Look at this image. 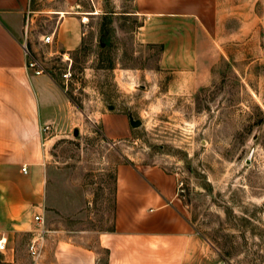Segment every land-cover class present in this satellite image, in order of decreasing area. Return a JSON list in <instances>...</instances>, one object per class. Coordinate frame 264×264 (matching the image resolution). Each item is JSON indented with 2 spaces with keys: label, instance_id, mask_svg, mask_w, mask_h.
I'll list each match as a JSON object with an SVG mask.
<instances>
[{
  "label": "rangeland",
  "instance_id": "374dc122",
  "mask_svg": "<svg viewBox=\"0 0 264 264\" xmlns=\"http://www.w3.org/2000/svg\"><path fill=\"white\" fill-rule=\"evenodd\" d=\"M221 4L196 66L173 70L143 42L133 0H25L23 41L73 105V127L43 138L65 228L111 230L117 164L155 165L217 264H264V0ZM81 17L75 49L42 43Z\"/></svg>",
  "mask_w": 264,
  "mask_h": 264
},
{
  "label": "crops",
  "instance_id": "0c3cea01",
  "mask_svg": "<svg viewBox=\"0 0 264 264\" xmlns=\"http://www.w3.org/2000/svg\"><path fill=\"white\" fill-rule=\"evenodd\" d=\"M221 1L133 0L143 42L163 46V69L196 66L200 34L219 31ZM25 8V0H0V239L6 241L0 264H217L214 250L180 210L176 176L155 165L117 164L111 230L63 226L43 138L73 127V105L52 76L24 69ZM73 19L77 27L63 18L53 34L66 52L79 45L85 23ZM107 121L104 129L113 134ZM40 227L45 233L34 259L28 247Z\"/></svg>",
  "mask_w": 264,
  "mask_h": 264
},
{
  "label": "built area",
  "instance_id": "2783aa9c",
  "mask_svg": "<svg viewBox=\"0 0 264 264\" xmlns=\"http://www.w3.org/2000/svg\"><path fill=\"white\" fill-rule=\"evenodd\" d=\"M25 37H26V31H25ZM52 42H53V35L52 34H48V35H45L42 37V43L43 44L50 45V44H52ZM22 50H23V54H24L25 60H26L25 64H24V69L26 72L31 73L34 76H39V75H43V74L48 75V73L44 70V68L41 66V64L38 62V60L35 59L31 55V52L29 51L27 44H26V39L22 43ZM69 75H70L69 73H65L63 75V78L66 79ZM43 131L47 132L48 128L44 127ZM21 170L23 173H26V167L25 166L22 167ZM34 221L36 223H39V224L43 223L42 219L38 215L34 216ZM44 233H45V230L40 227V229L38 231V238L29 244L28 252H29V255L34 259H37L40 255L42 236ZM5 246H6V241H5V239L1 238L0 239V251H3L5 249Z\"/></svg>",
  "mask_w": 264,
  "mask_h": 264
},
{
  "label": "water",
  "instance_id": "95a60500",
  "mask_svg": "<svg viewBox=\"0 0 264 264\" xmlns=\"http://www.w3.org/2000/svg\"><path fill=\"white\" fill-rule=\"evenodd\" d=\"M75 133H76V131H75Z\"/></svg>",
  "mask_w": 264,
  "mask_h": 264
}]
</instances>
